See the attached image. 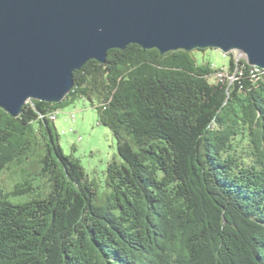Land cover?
<instances>
[{
  "label": "trees",
  "instance_id": "obj_1",
  "mask_svg": "<svg viewBox=\"0 0 264 264\" xmlns=\"http://www.w3.org/2000/svg\"><path fill=\"white\" fill-rule=\"evenodd\" d=\"M206 49L114 47L60 102L0 107V174L28 197L0 186V264H264V69L216 81ZM77 99L117 142L102 194L50 117Z\"/></svg>",
  "mask_w": 264,
  "mask_h": 264
},
{
  "label": "water",
  "instance_id": "obj_2",
  "mask_svg": "<svg viewBox=\"0 0 264 264\" xmlns=\"http://www.w3.org/2000/svg\"><path fill=\"white\" fill-rule=\"evenodd\" d=\"M129 43L238 50L264 69V0H0V107L60 102L74 70Z\"/></svg>",
  "mask_w": 264,
  "mask_h": 264
},
{
  "label": "rangeland",
  "instance_id": "obj_3",
  "mask_svg": "<svg viewBox=\"0 0 264 264\" xmlns=\"http://www.w3.org/2000/svg\"><path fill=\"white\" fill-rule=\"evenodd\" d=\"M232 52L230 53L233 56ZM199 56L209 60L217 68L228 66L230 59L228 55L222 56V52L216 48H207L204 53H199ZM96 113L94 107L77 99L57 112L54 123L63 151L80 160L85 174L96 183L98 193L102 194L106 189L105 172L108 164L111 161H119L120 156L111 130L98 124ZM19 180L20 175L9 171V168L3 169L0 174V186L7 193L11 203L28 199L27 196L11 193L13 184Z\"/></svg>",
  "mask_w": 264,
  "mask_h": 264
},
{
  "label": "built area",
  "instance_id": "obj_4",
  "mask_svg": "<svg viewBox=\"0 0 264 264\" xmlns=\"http://www.w3.org/2000/svg\"><path fill=\"white\" fill-rule=\"evenodd\" d=\"M232 53H233V62L235 63V69L231 72L228 66H224V74H216V73L212 74L213 79H215L216 81H222L223 79L227 78L228 80L232 82L235 79H237L241 74H243L244 64L242 63L239 64V62L243 60L246 62V57L243 55L242 52L238 50H234V52ZM230 54H231L230 52L228 53L222 52V56H226V55L230 56ZM246 64L249 65L247 62ZM256 68H259V67L256 66ZM250 72L253 73L254 68H250ZM56 116H57L56 112H52L50 114V117L52 118Z\"/></svg>",
  "mask_w": 264,
  "mask_h": 264
},
{
  "label": "bare ground",
  "instance_id": "obj_5",
  "mask_svg": "<svg viewBox=\"0 0 264 264\" xmlns=\"http://www.w3.org/2000/svg\"><path fill=\"white\" fill-rule=\"evenodd\" d=\"M250 65V64H249ZM253 66H255V65H253ZM256 67V66H255ZM260 68V67H259ZM217 74H220V73H217Z\"/></svg>",
  "mask_w": 264,
  "mask_h": 264
}]
</instances>
